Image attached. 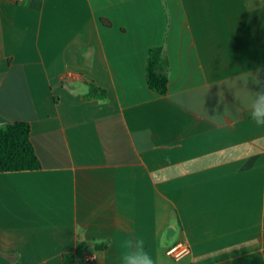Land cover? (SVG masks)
<instances>
[{"label":"crops","instance_id":"1","mask_svg":"<svg viewBox=\"0 0 264 264\" xmlns=\"http://www.w3.org/2000/svg\"><path fill=\"white\" fill-rule=\"evenodd\" d=\"M247 74L264 0H0V125L27 123L40 163L0 172V264H121L138 238L156 264H264V126L229 89Z\"/></svg>","mask_w":264,"mask_h":264},{"label":"trees","instance_id":"2","mask_svg":"<svg viewBox=\"0 0 264 264\" xmlns=\"http://www.w3.org/2000/svg\"><path fill=\"white\" fill-rule=\"evenodd\" d=\"M146 83L150 90L165 95L168 90V62L160 47L148 50L145 64ZM105 91L90 85L88 96L103 98ZM30 127L25 122H13L0 125V172L36 170L40 163L29 140ZM85 245L79 244L75 256H66L65 260L80 257ZM103 249V245H95Z\"/></svg>","mask_w":264,"mask_h":264},{"label":"clouds","instance_id":"3","mask_svg":"<svg viewBox=\"0 0 264 264\" xmlns=\"http://www.w3.org/2000/svg\"><path fill=\"white\" fill-rule=\"evenodd\" d=\"M259 73V70L257 71ZM257 86L258 90H251L249 81ZM242 81L241 85L239 82ZM234 89L235 104L243 105L250 109L251 119L259 126H264V80L259 74H247L229 88ZM93 243L110 247V240L105 236H98ZM127 251L121 257V264H156L153 257L145 250L143 239L127 240L125 242Z\"/></svg>","mask_w":264,"mask_h":264},{"label":"built area","instance_id":"4","mask_svg":"<svg viewBox=\"0 0 264 264\" xmlns=\"http://www.w3.org/2000/svg\"><path fill=\"white\" fill-rule=\"evenodd\" d=\"M19 1H29V0H19ZM189 254H190V247L186 242L183 241H179L175 243L165 251V255L174 261H178ZM92 259L93 257L82 258V260L84 261H90Z\"/></svg>","mask_w":264,"mask_h":264}]
</instances>
